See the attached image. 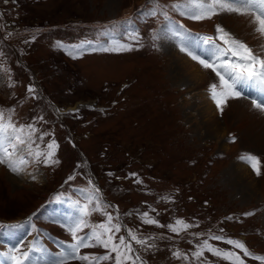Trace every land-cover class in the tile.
Segmentation results:
<instances>
[{
  "label": "rangeland",
  "instance_id": "374dc122",
  "mask_svg": "<svg viewBox=\"0 0 264 264\" xmlns=\"http://www.w3.org/2000/svg\"><path fill=\"white\" fill-rule=\"evenodd\" d=\"M147 4L148 0H0V107H15L13 119L21 124L43 115L47 123L37 127L54 131L60 161L51 167L29 165L19 175L0 165V224L4 219L24 222L35 218L40 230L53 229L71 238L60 223L65 217L51 206L48 212L43 209L58 196L62 201L71 197L83 202L77 189L87 187L88 179L99 185L83 164V150L105 188L104 195L119 207L131 229L141 236L166 237L156 239V249L148 251L133 242L147 264H231L207 250L199 260L192 257L196 244L208 239L209 233L241 240L251 252L264 256V119L255 123L259 133L233 131L236 108L225 105L222 113L218 109V123H210L208 111L213 112L215 104L209 107L200 96L203 90L198 81L174 76L172 61L163 49L165 40L152 46V30L162 28L165 21L142 14ZM222 14L193 21L170 12L187 29L199 30L194 33L200 36H215L219 24L241 39L235 25L229 21V29ZM106 28L117 38L137 30L144 46L125 52L85 51L76 59L54 46L57 41L69 46L84 40L106 41L108 37L99 35ZM19 55L38 71L42 88L62 115L42 98L33 71L18 62ZM5 67L8 72L3 71ZM29 85L36 88L40 99L28 96ZM254 114L256 119L259 114ZM245 153L260 158L259 176L240 159ZM130 172L138 173L144 183L126 178ZM74 173L75 179L69 181ZM164 195L172 196L174 202L161 200ZM149 205L156 209L150 215L163 225L183 218L199 226L177 234L167 227L143 224L136 211H148ZM107 210L115 215L113 208ZM128 212L132 215H125ZM249 212L253 215H244ZM104 219L96 212L89 221ZM121 234L123 229L117 238ZM209 243L239 253L246 264H264L223 241ZM176 249L186 253L188 261L174 258ZM104 251L87 248L81 254Z\"/></svg>",
  "mask_w": 264,
  "mask_h": 264
},
{
  "label": "snow or ice",
  "instance_id": "6c2138e0",
  "mask_svg": "<svg viewBox=\"0 0 264 264\" xmlns=\"http://www.w3.org/2000/svg\"><path fill=\"white\" fill-rule=\"evenodd\" d=\"M142 9L144 15L157 18V20L163 17L165 21L162 28L152 30L150 39L153 47L159 46L158 41L172 40L181 52L197 61L204 69H211L215 73L218 83L210 84V96L221 113L230 98L250 99L253 109L264 112V43H259L254 50L243 39L233 36L219 24L216 25L215 36L201 35L193 40L190 30L170 15V12H177L193 21H202L222 13L236 14L246 18L251 29L250 35L253 38L264 41V0H172L168 4L161 3V0H148V4L142 6ZM99 35L108 37V39L106 41L84 40L77 45L70 46L57 41L54 46L66 50L73 59L83 56L85 51L125 52L144 46L143 37L137 30L117 38L111 29L106 28ZM35 38V36L32 37L33 40ZM0 55L3 53L0 52ZM3 71L8 72L9 69L5 67ZM8 86L13 87L14 84L9 83ZM249 90H253L257 95H252ZM27 92L30 98L40 99L34 86L29 85ZM72 112L77 113L79 109H73ZM56 113L58 116L62 115L60 109H56ZM14 114L15 107L7 109L0 107V165H6L11 172L17 175L24 173L29 165L42 164L45 167L58 165L60 161L56 158V153L59 143L54 131L43 129L42 126L37 127V124L41 122L47 123L44 116H34L31 123L21 124L13 119ZM46 137L49 139L46 140ZM240 159L249 163L257 176L261 174V160L258 156L245 153L240 156ZM75 175V173L70 175L68 180L75 179ZM108 175L112 176L114 173L109 172ZM133 177H135L134 183H144L139 174L135 172L128 173L126 178ZM31 178L35 180L37 177L32 175ZM87 184V187L77 189L83 197V202L81 199L65 197L72 208V215L63 221L61 226L71 236V241H57L59 251L55 253V258L45 260V264H68L69 261H80L82 264H147L140 251L133 247V242L148 251L156 249L154 243L156 239L166 237L157 236L155 233L141 236L135 230L128 228L121 219L119 207L107 201L100 187L91 179H88ZM57 199L60 197L58 196ZM160 199L165 202H174V198L170 195L161 196ZM110 207L114 209L115 215L107 210ZM96 212L105 219L100 223H90L89 218ZM152 212H156V209L149 205L148 211L137 210L136 215L143 224L167 227L170 232L177 234L199 226L198 223L196 225L187 223L183 218H176L174 223L163 225L156 216L150 215ZM125 215H132V212L125 213ZM244 215H253V213H244ZM226 219L231 220L232 217H226ZM21 226L19 223L0 224V230ZM33 228L39 231L35 229V226ZM84 229H89V231L85 232ZM122 229L124 234L117 238V234L121 233ZM220 231L223 232V229ZM191 235L200 237L205 233H191ZM209 240L223 241L233 248L242 250L244 256L264 262V256L251 252L243 241L213 233L208 234V239L196 244V251L192 253L194 259L199 260L207 250L215 256L229 260L231 264H246L239 253L215 247L209 243ZM149 241L153 242L149 243ZM24 247L21 244L0 253L4 257V262L0 264H5V262L6 264H37V261L48 253L47 247L38 246L35 238L28 242L26 250H22ZM96 247L104 249V253L81 254L82 249ZM172 256L176 259L183 258L184 261L189 259L188 255L180 249L173 251Z\"/></svg>",
  "mask_w": 264,
  "mask_h": 264
},
{
  "label": "bare ground",
  "instance_id": "6f19581e",
  "mask_svg": "<svg viewBox=\"0 0 264 264\" xmlns=\"http://www.w3.org/2000/svg\"><path fill=\"white\" fill-rule=\"evenodd\" d=\"M222 16L225 17L227 24H229V21H231V23L235 25L234 29H235V31H237V35H239L238 37L241 39L244 38L243 41H245V43H248L250 46H252L254 48V50L256 49V47L258 46L259 43H264V41H258L257 39L253 38L252 35H250L251 29L248 26L246 18H244L242 16H237L236 14H227V13L222 14ZM229 26H231V25L229 24L228 27ZM229 29H230V27H229ZM190 32L193 34V36H192L193 40H196L199 38L200 35L197 32L194 33V31H192V30H190ZM164 42L166 43V45L164 43L163 49L167 50V55H168L169 59L172 61V65L174 67H173V69L172 68L171 69H172L174 76L176 78L181 79V77H182L184 79V75H185V76L189 77V78L186 77L187 79H190V77H192V78H194V80H197L200 87H202V90H203L201 92L202 94L200 96L205 98L204 100L208 101L207 103L209 104V107L211 106L210 104L214 105L215 103L211 99L210 92L206 89V87L209 88L210 84L218 83V78L215 77V73L212 72L211 69H204L197 61L192 60L191 57H189L186 53L181 52L179 47L176 45V43L174 41L165 40ZM202 51H204L203 48H202ZM184 82H185V80H184ZM218 90H219V87H218ZM207 93L209 94V96L207 95ZM185 100H187V99H185ZM192 101H194V100H192ZM186 103H188V102H186ZM226 105L231 106L233 109L236 108L233 112V115H235L237 118V119H234V123L232 122L233 123V128H232L233 131L234 130H242V129H244V130L250 129V132L252 131L253 133H259V131H257L258 129L256 128L255 123H256V121H259V120L261 122V120L264 119V112L260 113L259 110L253 109L251 106V100L250 99H245V98L231 99L230 98ZM245 106H248V108H246ZM214 107L215 108H213L214 109L213 112H211L210 110L208 111V113H209L208 121L210 123L215 122V124H217L219 121L218 117H217L218 108H217L216 104ZM253 112L256 114L260 113L256 119H255V114L251 115ZM232 129H229L228 131H232ZM254 129H256V130H254ZM261 131H262V134H264V131L263 130H261ZM262 137H264V136H262ZM3 234H5V232Z\"/></svg>",
  "mask_w": 264,
  "mask_h": 264
},
{
  "label": "crops",
  "instance_id": "0c3cea01",
  "mask_svg": "<svg viewBox=\"0 0 264 264\" xmlns=\"http://www.w3.org/2000/svg\"><path fill=\"white\" fill-rule=\"evenodd\" d=\"M55 202L57 201L53 202L55 208H57V210H60L62 212V215L65 217V220H67L72 215V208L70 207V203L65 202L60 204L59 202L58 203ZM43 210L46 211L45 209ZM4 220L5 222H3L2 224L14 225L19 223L22 226L19 228L0 230V253H4L8 251V249L14 246L18 247L21 244L25 246L22 250H26L28 242L33 240V238H35L38 242V246L43 245L46 246L48 249L47 255L42 256L37 261V264H45V260L55 258V253L59 251L57 241H71V238H68L67 236H63L58 232H55L53 229L42 228V230H40L39 229L40 225L38 224L39 225L38 226L35 224V218L33 220H28L24 222L19 221L18 218L12 220H8V219H4ZM60 223L62 224V222ZM33 226H35V229H38L39 231L34 230ZM4 232L5 234H3ZM0 262H4V257L2 255H0Z\"/></svg>",
  "mask_w": 264,
  "mask_h": 264
}]
</instances>
